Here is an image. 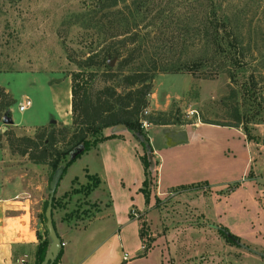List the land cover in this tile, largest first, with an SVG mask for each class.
<instances>
[{"label": "rangeland", "instance_id": "374dc122", "mask_svg": "<svg viewBox=\"0 0 264 264\" xmlns=\"http://www.w3.org/2000/svg\"><path fill=\"white\" fill-rule=\"evenodd\" d=\"M93 1L0 0V85L10 91L13 99L10 116L16 123L24 124L39 117L45 123L57 120L55 111L58 108L63 111L71 78L80 72L76 62L85 60L95 52L103 56V48L108 45V40L103 37L109 30V24L104 21L98 31L97 27L88 28L85 23L87 20L81 18V13L90 8ZM213 2L219 19L226 18L239 37V46L244 53L243 68L236 71L234 81L229 80L227 73H215L211 66L199 71L208 74L207 77H199V73L195 76L190 72L157 73L152 81L151 92L146 97L145 109L148 113L144 116H165L171 122L184 121L190 116L191 119L215 125H234L236 107L241 121L237 126L242 131L246 128L250 136L263 145L264 151V0ZM207 3V0H150L151 13L139 24L140 35L149 32V38L143 41L142 46L147 55L160 62L189 63L209 54L211 47L206 49L207 43L201 38L200 32ZM161 9L165 12L162 20L154 19L156 11ZM152 20L155 25L151 23ZM178 31L184 34L181 39L178 38ZM172 36L176 38L170 40ZM159 46L165 47L164 50ZM107 59L113 60V65L109 67L114 70L118 59ZM103 70L101 67L96 74L92 90L106 84L100 74ZM25 98L30 100L31 105L20 112L18 104ZM166 101L168 105L165 111L151 109L153 102L163 104ZM53 124L57 128L63 125L56 121ZM0 127L4 128V131H0L1 139L6 142L4 133L10 132V127L1 121ZM12 131L15 135H31L36 129L27 131L15 127ZM94 148L91 146L84 151L83 145L77 146L75 153H83L62 171L58 185L60 194L53 209L55 220L62 216L71 223L75 221L78 228H83L97 212L98 205L92 202L84 187L95 184L94 179L97 177L94 172L98 170L99 164L91 153ZM62 167L64 170V165ZM53 174L46 164H38L31 170L34 181L42 183L45 188ZM152 183L149 186L150 193ZM193 189L174 190L171 197L156 201L159 223L150 226L149 221H140L141 243L144 244L141 252L145 254L155 239L160 237L162 249L167 247L171 251L172 264H232L247 251V246L232 239L231 242L235 244H231L219 234L220 228L205 219L202 210L195 205L198 195L206 191L203 188ZM47 195V192L43 195L44 200ZM260 199L264 208V194ZM65 202L68 205L62 207ZM42 205L39 206V214ZM40 220L39 217V233H42ZM94 233L95 240L102 236V233ZM225 236L228 237L226 233ZM83 238L80 246L88 248L90 243L85 236Z\"/></svg>", "mask_w": 264, "mask_h": 264}, {"label": "crops", "instance_id": "0c3cea01", "mask_svg": "<svg viewBox=\"0 0 264 264\" xmlns=\"http://www.w3.org/2000/svg\"><path fill=\"white\" fill-rule=\"evenodd\" d=\"M0 87L10 95L7 87ZM67 93L63 111H55V121L65 126L71 122L70 90ZM152 105L154 111H165L168 102ZM12 121L6 125L10 130H35L49 124L41 117L24 124ZM147 124L143 131L150 146L147 157L153 182L148 203L141 191L145 175L138 140L121 125L105 128L103 135L112 137L100 141L91 152L99 164L94 172L99 185L88 195L98 205L97 212L88 225L78 228L75 221L62 216L55 220L53 211L56 233L64 243L57 264H172L171 251L162 249L160 237L145 254L141 252L140 221L155 226L160 219L156 201L187 187L203 188L206 193L198 195L195 205L204 218L247 246L232 264H264L263 145L248 140L239 126L215 125L190 116L184 121ZM1 143L0 264H36L39 206L46 188L31 175L38 164L11 154L6 142ZM94 232L102 236L95 240ZM84 236L88 248L80 246Z\"/></svg>", "mask_w": 264, "mask_h": 264}, {"label": "trees", "instance_id": "16d2710c", "mask_svg": "<svg viewBox=\"0 0 264 264\" xmlns=\"http://www.w3.org/2000/svg\"><path fill=\"white\" fill-rule=\"evenodd\" d=\"M207 1L204 24L200 32L202 33L201 38L207 43L206 49L211 47L210 53L202 58H195L189 63H175L156 61V59L149 57L147 51L142 48L143 41L149 38V32L140 35L139 24L151 13L150 0H131L130 3L127 0H94L92 6L81 13V18L87 20L85 23L88 24V28L97 27L98 31L103 26L104 21L108 23L109 30L103 37L104 40H108V45L103 48L102 57L98 55L99 52H95L89 54L85 60L76 62L80 72L75 73L71 78L70 125H62L57 128L55 124L49 123L47 126L37 128L32 136H17L12 130H9L8 133L5 131L6 145L11 154L26 156L34 164H46L52 172L64 165V172L65 168L83 153H75L77 146L83 145L84 151H86L91 146H96L100 141L112 137V135H103L105 128L123 125L132 132L143 151L142 155L139 156L145 175L141 191L144 194L145 202L148 203L149 186L152 180L147 158L150 146L142 128V121L152 124L171 122L165 116L155 118L152 116L146 117L143 114L144 109L147 107L146 97L151 92L155 75L157 73L190 72L195 76L199 73L201 74L199 77H207L208 74L199 71L201 68L211 66L214 68L215 73H227L229 80L234 81L236 71L243 68L242 58L244 53L239 46V37L230 27L226 18L219 19L213 0ZM164 13V9L156 11L154 19L162 20ZM108 18L110 19L109 22H107ZM151 23H153V20ZM153 25L155 24L153 23ZM194 33L197 34V32ZM178 34L179 39L184 35L181 31H178ZM175 38V36H172L170 40ZM159 48L164 50L165 47L159 46ZM143 55H145L144 59ZM107 57L118 59L114 70L108 66ZM217 57L223 59H217ZM145 58H147V61H145ZM137 59H139L138 62H134ZM101 67L104 70L100 74L106 84L101 88L92 90V82ZM12 103V97L0 87V121L5 112L10 115L9 107ZM234 115L236 124H227V126H237V123L241 122L236 107H234ZM243 132L248 140L257 141L250 136L246 128L243 129ZM1 137L0 135V147L2 146ZM71 153L73 155L69 158ZM94 180L95 184L92 186H84L87 194L91 188L99 184L97 177ZM58 185L59 182L57 187ZM56 201L54 195L52 199V216ZM46 204L47 198L43 202L40 214L43 232H37L36 264H41L49 245L43 214ZM225 233L228 237L225 236ZM219 234L231 244H235V242H231V239L237 242L240 241L238 237L228 233L222 227H220ZM61 253L60 249L57 258L50 264H57Z\"/></svg>", "mask_w": 264, "mask_h": 264}, {"label": "water", "instance_id": "95a60500", "mask_svg": "<svg viewBox=\"0 0 264 264\" xmlns=\"http://www.w3.org/2000/svg\"><path fill=\"white\" fill-rule=\"evenodd\" d=\"M107 64L108 66H112L113 65V60L107 59ZM1 123L3 125H12L13 121L11 119V116L8 114V112H5L2 115L1 118ZM50 123H55V121H51ZM123 126V125H121ZM124 127V126H123ZM63 171V167L60 166L53 174V176L51 177V180L48 184V186L46 187V192L48 194L47 197V204L44 210V218H45V222H44V227L45 230L47 232V236L49 239V245L48 248L46 250L45 256L41 262V264H50L51 262H53L58 254L59 251L61 249V242L60 239L56 233V230L54 228L53 225V220H52V199L54 197V193L57 187V184L59 182V179L61 177Z\"/></svg>", "mask_w": 264, "mask_h": 264}, {"label": "built area", "instance_id": "2783aa9c", "mask_svg": "<svg viewBox=\"0 0 264 264\" xmlns=\"http://www.w3.org/2000/svg\"><path fill=\"white\" fill-rule=\"evenodd\" d=\"M30 105H31L30 100L25 98L23 101H21V102L18 104V111L23 112V111H25ZM146 113H148V112L146 111V109H144L143 114L145 115ZM147 125H148V124H147L146 121H142V128H145ZM63 245H64V243H61V246H63ZM140 249H144V244H143V243H141V245H140ZM123 258L126 260L127 255L124 254Z\"/></svg>", "mask_w": 264, "mask_h": 264}]
</instances>
